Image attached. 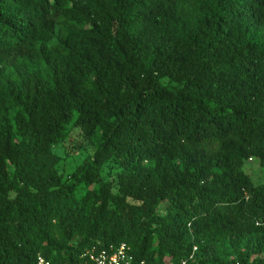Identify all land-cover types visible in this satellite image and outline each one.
Masks as SVG:
<instances>
[{
  "label": "trees",
  "instance_id": "16d2710c",
  "mask_svg": "<svg viewBox=\"0 0 264 264\" xmlns=\"http://www.w3.org/2000/svg\"><path fill=\"white\" fill-rule=\"evenodd\" d=\"M74 131L98 147L64 181ZM253 159L264 0H0V264H264Z\"/></svg>",
  "mask_w": 264,
  "mask_h": 264
},
{
  "label": "rangeland",
  "instance_id": "374dc122",
  "mask_svg": "<svg viewBox=\"0 0 264 264\" xmlns=\"http://www.w3.org/2000/svg\"><path fill=\"white\" fill-rule=\"evenodd\" d=\"M97 147V139H86L79 131H74L68 140L54 147V154L59 159L58 171L63 175V180H67L76 167L90 160ZM242 170L248 174L253 184L264 185V166L258 160L245 162ZM117 171L116 163L108 161L101 173L102 181L107 182L113 179Z\"/></svg>",
  "mask_w": 264,
  "mask_h": 264
},
{
  "label": "built area",
  "instance_id": "2783aa9c",
  "mask_svg": "<svg viewBox=\"0 0 264 264\" xmlns=\"http://www.w3.org/2000/svg\"><path fill=\"white\" fill-rule=\"evenodd\" d=\"M195 252L196 249L194 248L191 257H193ZM84 257L87 260V264H136L129 247L124 244L110 250L92 248ZM37 261L38 264H49L41 258H38Z\"/></svg>",
  "mask_w": 264,
  "mask_h": 264
}]
</instances>
